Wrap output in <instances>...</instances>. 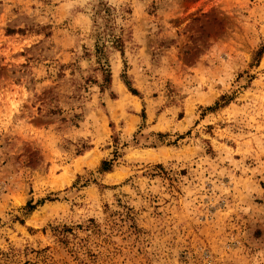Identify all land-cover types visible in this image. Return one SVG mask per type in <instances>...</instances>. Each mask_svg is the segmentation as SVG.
Instances as JSON below:
<instances>
[{"label":"rangeland","instance_id":"374dc122","mask_svg":"<svg viewBox=\"0 0 264 264\" xmlns=\"http://www.w3.org/2000/svg\"><path fill=\"white\" fill-rule=\"evenodd\" d=\"M260 50L264 0H0V264H264Z\"/></svg>","mask_w":264,"mask_h":264},{"label":"trees","instance_id":"16d2710c","mask_svg":"<svg viewBox=\"0 0 264 264\" xmlns=\"http://www.w3.org/2000/svg\"><path fill=\"white\" fill-rule=\"evenodd\" d=\"M95 15H96V18L99 19V18H102L105 20L106 22V25L109 26L110 23H111V20H110V17H111V10L106 6L104 5L103 3H100L97 7V10L95 12ZM110 42L112 43V46L115 48V49H119V50H122L124 48V40L122 39V37H116V36H113L112 40H110ZM105 47V45H103ZM98 51L100 53H103V49L101 50L100 47H98ZM264 53L263 50H260L259 51V56H262ZM108 78L110 77V74L108 73L107 74ZM134 92V91H133ZM136 94V93H134ZM222 101L225 100V97H222L221 99ZM216 105L219 106V103H216ZM143 116H145V113H143ZM116 162V160H110V161H103L102 162V165H101V169L100 171L102 173H108V172H111L113 167H114V163ZM27 210L28 213H32L35 209H36V206L32 204V202H29L25 208Z\"/></svg>","mask_w":264,"mask_h":264}]
</instances>
